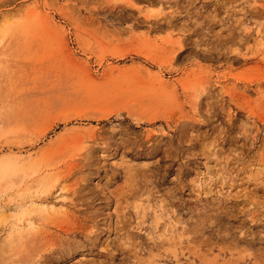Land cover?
Instances as JSON below:
<instances>
[{"label": "rangeland", "instance_id": "374dc122", "mask_svg": "<svg viewBox=\"0 0 264 264\" xmlns=\"http://www.w3.org/2000/svg\"><path fill=\"white\" fill-rule=\"evenodd\" d=\"M0 206V264H264V0H0Z\"/></svg>", "mask_w": 264, "mask_h": 264}, {"label": "bare ground", "instance_id": "6f19581e", "mask_svg": "<svg viewBox=\"0 0 264 264\" xmlns=\"http://www.w3.org/2000/svg\"><path fill=\"white\" fill-rule=\"evenodd\" d=\"M61 199H62V196H61V197L58 196V201H61ZM54 204H55V203H54ZM54 204H53V205L51 204V206H52V207H55L56 205L54 206ZM43 206H44V207H47L48 205H45V204H44ZM17 207H18V206H17ZM48 207H49V206H48ZM5 211H7V209H4V208H2V207L0 206V212H5ZM53 212H54V211H53ZM24 214H25V213H24Z\"/></svg>", "mask_w": 264, "mask_h": 264}]
</instances>
